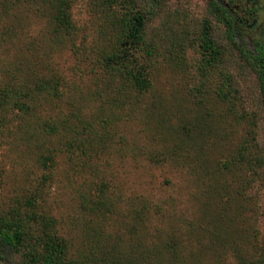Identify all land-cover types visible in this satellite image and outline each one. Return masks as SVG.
<instances>
[{
    "label": "rangeland",
    "instance_id": "rangeland-1",
    "mask_svg": "<svg viewBox=\"0 0 264 264\" xmlns=\"http://www.w3.org/2000/svg\"><path fill=\"white\" fill-rule=\"evenodd\" d=\"M222 8L220 0H71L66 34L53 31L51 0H0V88L59 80L30 115L0 110V217L27 214L32 197L36 213L0 264H33L42 217L78 262L251 261L264 237L254 62L264 11L240 14V23ZM136 11L145 45L119 47L120 18ZM204 25L221 48L218 63L205 61ZM125 61L145 72V92L112 69ZM46 123L55 130H42Z\"/></svg>",
    "mask_w": 264,
    "mask_h": 264
},
{
    "label": "trees",
    "instance_id": "trees-1",
    "mask_svg": "<svg viewBox=\"0 0 264 264\" xmlns=\"http://www.w3.org/2000/svg\"><path fill=\"white\" fill-rule=\"evenodd\" d=\"M70 1L71 0H51L53 31L56 33L67 34L72 29L68 11ZM211 7L215 14H217V7L215 5H211ZM220 13L221 15H217V18L225 22V19L222 17L223 12ZM143 19V14L139 11L132 14L127 13L120 18L121 37L118 43L119 47L145 45ZM226 25L227 30L230 31V24L226 23ZM200 46L207 55L205 59L207 64H214L220 61L222 56L221 48H219L211 38L210 29L207 25H204L202 28ZM114 56L115 54H109L105 59L108 60ZM127 62L128 61L123 62V64L121 63L118 67L114 66L112 69L123 75L128 86L135 89L137 92H145L150 86L148 77L142 70L136 71L130 68ZM254 62L257 64L261 101L264 109V50L258 51ZM224 77V82L226 84L224 87L226 86L227 88L229 77L228 75ZM29 84H32V88L29 87ZM58 85L59 80L57 78H52V80L39 78L35 81L31 79L29 82L21 80L19 83L14 84L8 82L0 88V110H12L24 116L30 115L34 110L38 98L45 94L50 96L56 95ZM227 93L228 91L226 90L219 91L222 98H226ZM44 128L50 131L55 130L53 125L47 123L42 125V130H44ZM42 162L44 165H47L52 162V159L47 155L43 157ZM33 199L32 197L25 200V204L30 208L27 214L21 215L18 210H15L12 218L0 217V261L4 260L5 255L14 253L18 249V246H20L24 238L27 222L29 220H34L36 213L33 210L35 207V201ZM42 226V237L37 239V244L42 246V252L32 255L31 262L33 264H88L66 257L64 243L60 241V238L55 234L49 232L52 227L51 217H42ZM258 248L259 251L255 253L251 261H240L239 264H264V237Z\"/></svg>",
    "mask_w": 264,
    "mask_h": 264
},
{
    "label": "flooded vegetation",
    "instance_id": "flooded-vegetation-1",
    "mask_svg": "<svg viewBox=\"0 0 264 264\" xmlns=\"http://www.w3.org/2000/svg\"><path fill=\"white\" fill-rule=\"evenodd\" d=\"M223 5V10H229L233 12L238 18L239 22H242L241 15L254 14L256 11H264V0H220ZM254 22V21H253ZM262 50V49H260Z\"/></svg>",
    "mask_w": 264,
    "mask_h": 264
}]
</instances>
